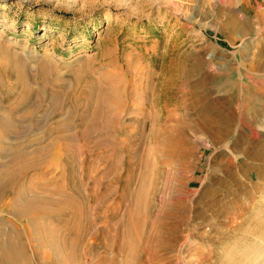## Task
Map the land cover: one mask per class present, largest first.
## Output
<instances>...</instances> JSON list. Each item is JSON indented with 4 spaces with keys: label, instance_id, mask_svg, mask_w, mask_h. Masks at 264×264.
Here are the masks:
<instances>
[{
    "label": "rangeland",
    "instance_id": "374dc122",
    "mask_svg": "<svg viewBox=\"0 0 264 264\" xmlns=\"http://www.w3.org/2000/svg\"><path fill=\"white\" fill-rule=\"evenodd\" d=\"M263 63L264 0H0L3 200L49 211L29 242L0 203V249L125 264L133 210L163 257L130 264H264ZM163 125L186 145L157 169Z\"/></svg>",
    "mask_w": 264,
    "mask_h": 264
},
{
    "label": "bare ground",
    "instance_id": "6f19581e",
    "mask_svg": "<svg viewBox=\"0 0 264 264\" xmlns=\"http://www.w3.org/2000/svg\"><path fill=\"white\" fill-rule=\"evenodd\" d=\"M252 14L258 15L259 13H252ZM247 20H248L247 18L246 19H241V20H239V19L236 20L235 19V21H233V23L229 24L228 28L233 29V31H235L234 30L235 25L236 26L237 25H241V26H247L248 25L249 26V23L247 22ZM254 21H256V19ZM263 66H264V63H263ZM172 130L174 131L175 129L170 127V126L163 125L160 128V130L152 131V133H151V138H152V141L154 143V148L156 149V159H160V162L155 166L157 169L159 167L163 166V165H167L168 164V161L165 160L166 158L169 159V161H173L175 159V157L177 158L178 156H180V154L182 153L183 148H185V147H183V145H186L185 144L186 140L184 138V135L182 134L183 133L182 130L181 129H176V134H172ZM16 164H17V166H23L24 165L23 162H17ZM0 179H1V181H0V203L5 204L6 205L5 206V210L7 212H9L12 216H14L16 219H21V220L22 219H30L31 220L30 221V226H25L26 227L25 228V234H26V236L28 238V241L31 242V240H32V235L30 234L31 233V229L32 228H37L39 226V224H37V218L38 217L39 218L40 217H45V216H47L49 214L48 213L49 212L48 208L46 207L47 202L45 200H43V199L42 200H39V199L37 200L35 198L27 199L26 207L22 208V209H18V208H16L14 206V204H13L14 202L13 201H10V200L7 201L5 199L3 200L4 196H6V194L11 190V186H12L11 183H12V179H13L12 176H9V172H6V173H4V175ZM29 186H30V184H29ZM123 196H124V192H122L119 195V199H122ZM66 197H67V195H66ZM68 197L69 198H64L63 199L62 204H63V206H65V208L69 212L71 211V214H73L76 211V208H75L76 204H75V201L73 200V197L70 198L71 196H69V195H68ZM149 205H150V203H149V201H147V203L144 206V210ZM132 211L131 212L129 211V213L127 215L126 226L124 227V232H122V234H125V240H124L125 242H124V244H123V246L121 248L119 247V249L116 250V252H118V253L120 252V254H122V256H124L125 264H130V261L133 259V256H134V254H135V252L137 250H139V251L141 250V251H143V253H146V255H148L147 259H150V258L153 259L154 258L155 260H159L160 261L163 256L161 254H156L153 251L154 249H156L155 247L157 245H155V247H154L153 246L154 242L152 243V240H151V237H152L151 234H153V233L158 234V231L154 230V223H152V225H151V222H150V226L152 227V230H148L149 233L147 232L148 234L143 235L141 233V231H139V230H141L143 224H145V223L141 221V218L137 220V217H135V215L133 217V212ZM54 214H55V212H54ZM155 226L157 227L156 224H155ZM46 227H47V228H45L47 230L46 233L48 231H49L48 233H50L51 232L50 227H48V226H46ZM144 227H145V225H144ZM43 235L45 236V234H43ZM166 236H167V234H166ZM45 237H47V235ZM172 237L168 240L170 243L169 242L167 244L165 243V246H164V243L161 242L159 244V247L161 249L162 248L165 249V247L168 246V244L172 245L175 242V240H177L176 238L172 239ZM50 238H53V236H51ZM54 241H53V244H55ZM48 242H49V238H48ZM56 244H57V242H56ZM10 246L13 247V245H10ZM64 246H65V244H64ZM34 247H36V246H34ZM34 247H33V249H34ZM67 247H68L67 251L65 252L66 254H64L65 256L62 259L60 258V256L57 255L58 254L57 252L54 253L52 251L58 257H56V259L55 258L51 259L50 256H47L48 259H46L45 261L49 262L50 264H71V261H73L71 259H73L74 254H75V253H73V250H72L74 246H72V243H70ZM13 248H16V246L13 247ZM7 249H8V247H3L2 249H0L1 253L3 254V256H2L3 261H0L1 264L2 263L3 264H30V260H31L30 258L31 257H28L25 254L24 244H22L21 246L18 245L17 255L15 257H13V258H15L13 260H12V256L6 254L7 253L6 251H8ZM51 249H53V248H51ZM55 249H56V247H55ZM109 249H107V250H109ZM115 249H116V247H115ZM133 249L135 251H133ZM33 255H34L35 259L37 258L39 264H43L44 261L39 258V257L43 258V255H41V251H39L38 249H36V250L34 249ZM76 259H77V257H75L74 260H76ZM144 261L141 260V263L144 262ZM76 262H75V264H76ZM107 263L115 264L114 263V258L113 259H109V258H107V256H103L101 254H96L94 262L93 263L91 262V264H107ZM72 264H74V263H72ZM77 264H78V262H77Z\"/></svg>",
    "mask_w": 264,
    "mask_h": 264
}]
</instances>
